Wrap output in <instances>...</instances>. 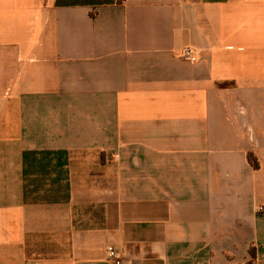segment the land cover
Here are the masks:
<instances>
[{
	"label": "crops",
	"instance_id": "obj_1",
	"mask_svg": "<svg viewBox=\"0 0 264 264\" xmlns=\"http://www.w3.org/2000/svg\"><path fill=\"white\" fill-rule=\"evenodd\" d=\"M111 244L264 264V0H0V264Z\"/></svg>",
	"mask_w": 264,
	"mask_h": 264
},
{
	"label": "built area",
	"instance_id": "obj_2",
	"mask_svg": "<svg viewBox=\"0 0 264 264\" xmlns=\"http://www.w3.org/2000/svg\"><path fill=\"white\" fill-rule=\"evenodd\" d=\"M180 57L184 61L197 63L201 61V52L193 46H186L181 50ZM107 258L111 264H127L121 250L112 244L107 247Z\"/></svg>",
	"mask_w": 264,
	"mask_h": 264
},
{
	"label": "trees",
	"instance_id": "obj_3",
	"mask_svg": "<svg viewBox=\"0 0 264 264\" xmlns=\"http://www.w3.org/2000/svg\"><path fill=\"white\" fill-rule=\"evenodd\" d=\"M124 0H118V3H123ZM249 160L253 162L254 167H259V164L253 159L252 154L249 155ZM250 259L243 264H257L258 252L255 246H251L249 249Z\"/></svg>",
	"mask_w": 264,
	"mask_h": 264
}]
</instances>
